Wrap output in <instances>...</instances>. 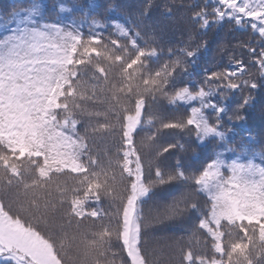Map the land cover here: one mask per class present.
Instances as JSON below:
<instances>
[{"label":"snow or ice","instance_id":"1","mask_svg":"<svg viewBox=\"0 0 264 264\" xmlns=\"http://www.w3.org/2000/svg\"><path fill=\"white\" fill-rule=\"evenodd\" d=\"M0 264H264V0L0 8Z\"/></svg>","mask_w":264,"mask_h":264},{"label":"trees","instance_id":"2","mask_svg":"<svg viewBox=\"0 0 264 264\" xmlns=\"http://www.w3.org/2000/svg\"><path fill=\"white\" fill-rule=\"evenodd\" d=\"M19 4L21 0H0V8L7 7L12 3ZM26 2V0H25ZM215 54V46L213 51L210 53V57ZM181 226L179 222H170L164 225L157 226L156 237L161 244L168 242L169 240L182 235Z\"/></svg>","mask_w":264,"mask_h":264}]
</instances>
